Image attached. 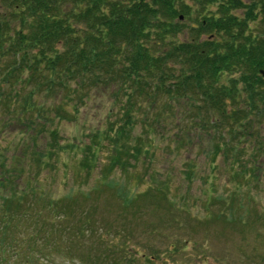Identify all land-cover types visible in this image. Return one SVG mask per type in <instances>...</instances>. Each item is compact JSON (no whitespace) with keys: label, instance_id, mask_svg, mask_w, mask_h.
I'll return each instance as SVG.
<instances>
[{"label":"rangeland","instance_id":"1","mask_svg":"<svg viewBox=\"0 0 264 264\" xmlns=\"http://www.w3.org/2000/svg\"><path fill=\"white\" fill-rule=\"evenodd\" d=\"M252 28L263 30L259 24ZM85 92L41 96L45 130L35 128L27 115L18 122L22 109L14 103L0 110V175L15 177L10 178L14 213L0 218L3 259L9 264H264V154L254 156L252 140H233V156L215 157L208 134L191 129L186 105L174 103L178 120L160 115L162 133H150L144 145L124 137L125 147L118 151L109 140V121L123 125L124 99L103 88ZM146 109L137 113L141 126L133 132L142 138L156 113ZM118 161L128 166L114 169ZM30 189L33 195H27ZM232 216L250 222L242 227L229 221ZM0 264L6 263L0 258Z\"/></svg>","mask_w":264,"mask_h":264},{"label":"trees","instance_id":"2","mask_svg":"<svg viewBox=\"0 0 264 264\" xmlns=\"http://www.w3.org/2000/svg\"><path fill=\"white\" fill-rule=\"evenodd\" d=\"M191 1L0 0V110L14 103L22 109L18 122L27 115L45 130L41 96L78 90V97L87 88H103L125 101L123 125L109 121V140L118 151L124 137L144 145L150 133H162L160 115L178 120V103L186 105L191 129L208 134L215 157L229 158L237 149L231 142L244 138L256 145L255 157L263 155L264 0ZM253 24L263 30L256 33ZM146 106L156 113L142 138L133 132ZM52 135L60 138L56 130ZM11 177L0 175L2 220L14 213ZM5 190L11 193L3 195ZM232 218L242 227L250 222L247 216L244 223Z\"/></svg>","mask_w":264,"mask_h":264},{"label":"water","instance_id":"3","mask_svg":"<svg viewBox=\"0 0 264 264\" xmlns=\"http://www.w3.org/2000/svg\"><path fill=\"white\" fill-rule=\"evenodd\" d=\"M264 74V73H263Z\"/></svg>","mask_w":264,"mask_h":264}]
</instances>
